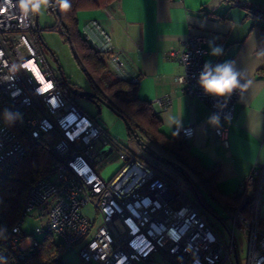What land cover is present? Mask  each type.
I'll list each match as a JSON object with an SVG mask.
<instances>
[{"label": "built area", "instance_id": "2783aa9c", "mask_svg": "<svg viewBox=\"0 0 264 264\" xmlns=\"http://www.w3.org/2000/svg\"><path fill=\"white\" fill-rule=\"evenodd\" d=\"M46 9L48 15L59 18V0H50ZM55 30L60 32L59 21ZM79 32L100 54L113 78L138 83V78L124 73L125 52L115 46L100 22L88 20ZM39 34L38 14L26 18L18 0H0V94L12 113L19 114L15 121L30 141L53 134L49 140L53 165L40 179L28 183L20 217L3 241L15 260L26 261L38 245L22 230L25 219L35 212L47 220V227H37L34 233L53 234L66 251L78 256L80 264H239L237 224L247 240L245 264H264L260 226L264 163H256L238 188L244 191L247 183L260 177L249 218L241 207L234 213L223 207L232 220L224 244L177 182L137 158L64 94L38 43ZM207 42L203 36L190 35L167 57L183 67L177 78L182 93L202 102L210 116L219 114L215 135L227 146L228 127L244 90L226 98L204 94L196 77L206 62ZM181 133L191 138L194 129L187 127ZM107 149L117 152L121 167L104 181L93 164L106 158ZM27 152L0 117V186Z\"/></svg>", "mask_w": 264, "mask_h": 264}, {"label": "crops", "instance_id": "0c3cea01", "mask_svg": "<svg viewBox=\"0 0 264 264\" xmlns=\"http://www.w3.org/2000/svg\"><path fill=\"white\" fill-rule=\"evenodd\" d=\"M244 6L264 13V0H115L81 13L84 23L100 22L115 46L125 52L123 71L129 78H138V98L152 104L163 134L171 136L193 127V136L184 138L190 152L204 167L220 166L216 187L228 196L256 163H264V17ZM190 35L207 39L206 61L214 66L235 61L242 73L241 83L253 81L236 103L227 146L216 138L219 124L207 122L208 108L182 93L177 82L183 74L182 65L167 57L170 49L182 47ZM209 41L222 46L223 54L211 56ZM260 220L264 230V192ZM65 263L80 264L74 252H68Z\"/></svg>", "mask_w": 264, "mask_h": 264}, {"label": "trees", "instance_id": "16d2710c", "mask_svg": "<svg viewBox=\"0 0 264 264\" xmlns=\"http://www.w3.org/2000/svg\"><path fill=\"white\" fill-rule=\"evenodd\" d=\"M114 1L69 0L70 7L67 10L60 7V16L57 18L60 24V32L69 42L73 57L87 76L91 90L106 102L113 111L128 121L139 139L150 142L159 151L173 159L174 165L181 170V175L201 204L204 205L201 198L202 188H204L213 199L219 201L229 212L234 213L238 207H241L242 214L249 218L251 198L257 192L260 177L253 179L251 183H247L244 191L237 189L231 196L220 194L216 187L220 176V166L215 165L212 168H207L201 165L199 160L190 152V146L185 141L181 131H175L171 136L164 135L161 131V120L154 112L152 104L138 98L137 83L113 78L100 54L93 50L81 37L78 29V14L96 9L100 4L109 5ZM250 12L264 17V13L260 11L250 9ZM37 38L38 43L41 44L40 34L37 35ZM261 71L264 73V69ZM59 80L61 90L72 99L71 90L75 87L66 82L63 75L60 76ZM5 110L12 112L11 106L0 94V117L3 120ZM5 123L19 136L28 152L17 164L10 178L0 186V264H66L65 258L69 251H66L60 241H56L53 234H45L41 240L37 241V247L24 262L16 261L8 248L3 245L4 239L10 236L12 228L20 217L28 183L35 182L44 176L54 162L50 151L51 141H49L53 134H43L39 141L32 142L26 137L23 129L16 121ZM157 172L171 180L164 173ZM202 215L204 216L203 213Z\"/></svg>", "mask_w": 264, "mask_h": 264}, {"label": "rangeland", "instance_id": "374dc122", "mask_svg": "<svg viewBox=\"0 0 264 264\" xmlns=\"http://www.w3.org/2000/svg\"><path fill=\"white\" fill-rule=\"evenodd\" d=\"M46 10L47 9L44 8L38 14V24L40 37L43 42V53L53 71V74L59 78L63 75L66 82L78 90L91 91L90 82L74 59L69 42L61 32L55 30L58 24L57 19L54 18L53 14L48 15ZM81 13L82 12L78 14V19L80 20L78 26L79 31L82 30L84 24L81 19ZM72 99L86 115L90 118L96 119L97 122L108 131L111 137L115 138L118 142L128 148L137 158L156 170L166 174L171 180L177 182L185 192L186 196L203 210L208 224L216 235L224 244L227 243L229 238L228 231L232 229V220L219 201L213 199L208 191L201 187L203 189L201 192V198L204 205L201 204L181 173L169 164L163 162L161 159H158V157L166 162L174 163L163 157L164 155L158 152V149L150 142L140 139V142L142 143V146H140L135 140L130 139L125 124L111 110L102 106L98 113L93 103L76 96ZM93 167L98 173H100L104 181L110 180L121 167L117 152L114 151L110 153L101 162L93 164ZM85 212L90 214L88 209H85ZM37 227H47V220L37 217V214L33 212L25 219L22 230L25 234L39 241L45 234L34 233ZM242 230L243 228L237 224L235 227V242L239 264H245L247 257V240L243 237ZM56 241H59V239L56 238Z\"/></svg>", "mask_w": 264, "mask_h": 264}, {"label": "clouds", "instance_id": "9594fccd", "mask_svg": "<svg viewBox=\"0 0 264 264\" xmlns=\"http://www.w3.org/2000/svg\"><path fill=\"white\" fill-rule=\"evenodd\" d=\"M50 0H18V7L24 17L39 14L42 9L49 5ZM60 7L67 10L70 7L69 0H59ZM210 55L220 56L223 54V47L215 45L214 41H209ZM242 73L237 70L235 61H225L217 63L215 66L211 61H206L198 73L197 84L205 95L216 98L230 97L235 90H246L253 83L247 80L241 83ZM5 122L12 123L19 119L18 113L5 110L3 113ZM211 125H218L220 122L219 114H212L207 121ZM175 124L176 122L173 121Z\"/></svg>", "mask_w": 264, "mask_h": 264}, {"label": "water", "instance_id": "95a60500", "mask_svg": "<svg viewBox=\"0 0 264 264\" xmlns=\"http://www.w3.org/2000/svg\"><path fill=\"white\" fill-rule=\"evenodd\" d=\"M41 44L43 45V42ZM71 95L93 103L95 105L98 113L100 112L102 106L111 110L125 124L128 136H130L131 139L135 140L138 143V145L142 146V143L140 142L138 135L135 133L134 129L131 127V125L128 123V121L123 116H121L120 114L113 111L112 108H110L106 102H104L101 98H99L95 92H93V91H81V90H78L75 88V89L71 90ZM110 153H111V150L107 149V151L105 153V157H107ZM158 159H161L163 162L169 164L170 166L175 168L177 171L181 172L180 169L177 166H175L174 164H172L170 162H166L162 158H159V157H158ZM235 257H236V255H235Z\"/></svg>", "mask_w": 264, "mask_h": 264}, {"label": "flooded vegetation", "instance_id": "af4514ba", "mask_svg": "<svg viewBox=\"0 0 264 264\" xmlns=\"http://www.w3.org/2000/svg\"><path fill=\"white\" fill-rule=\"evenodd\" d=\"M92 91V90H91ZM74 96H72V98H73Z\"/></svg>", "mask_w": 264, "mask_h": 264}]
</instances>
